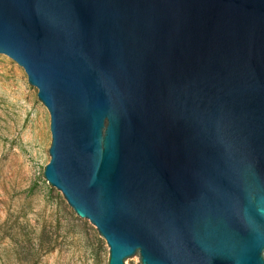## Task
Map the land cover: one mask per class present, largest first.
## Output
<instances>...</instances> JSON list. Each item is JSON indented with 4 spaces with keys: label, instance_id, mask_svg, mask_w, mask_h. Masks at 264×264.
<instances>
[{
    "label": "water",
    "instance_id": "water-1",
    "mask_svg": "<svg viewBox=\"0 0 264 264\" xmlns=\"http://www.w3.org/2000/svg\"><path fill=\"white\" fill-rule=\"evenodd\" d=\"M0 56L109 264H264V0H0Z\"/></svg>",
    "mask_w": 264,
    "mask_h": 264
},
{
    "label": "rangeland",
    "instance_id": "rangeland-1",
    "mask_svg": "<svg viewBox=\"0 0 264 264\" xmlns=\"http://www.w3.org/2000/svg\"><path fill=\"white\" fill-rule=\"evenodd\" d=\"M51 145L38 89L0 56V264H109L106 240L44 176Z\"/></svg>",
    "mask_w": 264,
    "mask_h": 264
}]
</instances>
